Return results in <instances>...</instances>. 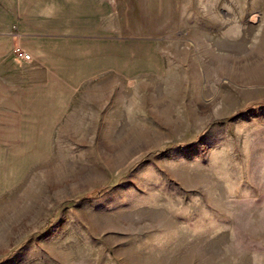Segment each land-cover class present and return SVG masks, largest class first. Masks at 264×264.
I'll use <instances>...</instances> for the list:
<instances>
[{"label": "rangeland", "instance_id": "374dc122", "mask_svg": "<svg viewBox=\"0 0 264 264\" xmlns=\"http://www.w3.org/2000/svg\"><path fill=\"white\" fill-rule=\"evenodd\" d=\"M152 1L164 69L0 198V264H264V0Z\"/></svg>", "mask_w": 264, "mask_h": 264}, {"label": "crops", "instance_id": "0c3cea01", "mask_svg": "<svg viewBox=\"0 0 264 264\" xmlns=\"http://www.w3.org/2000/svg\"><path fill=\"white\" fill-rule=\"evenodd\" d=\"M159 8L152 0H0V198L52 159L60 129L115 127L112 108L125 88L161 74L169 24ZM222 37L235 39L231 27ZM93 121L103 124H86Z\"/></svg>", "mask_w": 264, "mask_h": 264}, {"label": "built area", "instance_id": "2783aa9c", "mask_svg": "<svg viewBox=\"0 0 264 264\" xmlns=\"http://www.w3.org/2000/svg\"><path fill=\"white\" fill-rule=\"evenodd\" d=\"M13 52L15 54H17L18 56H20L23 60H25V61L29 60V55L24 53V52H22V50L20 48L15 47Z\"/></svg>", "mask_w": 264, "mask_h": 264}]
</instances>
